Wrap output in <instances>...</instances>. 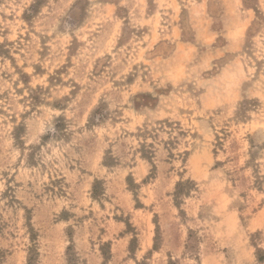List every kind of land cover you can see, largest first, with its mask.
Segmentation results:
<instances>
[{
  "label": "rangeland",
  "instance_id": "1",
  "mask_svg": "<svg viewBox=\"0 0 264 264\" xmlns=\"http://www.w3.org/2000/svg\"><path fill=\"white\" fill-rule=\"evenodd\" d=\"M0 264H264V0H0Z\"/></svg>",
  "mask_w": 264,
  "mask_h": 264
}]
</instances>
